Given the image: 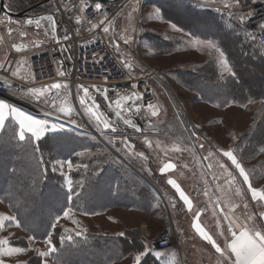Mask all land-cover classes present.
Instances as JSON below:
<instances>
[{"label": "rangeland", "instance_id": "374dc122", "mask_svg": "<svg viewBox=\"0 0 264 264\" xmlns=\"http://www.w3.org/2000/svg\"><path fill=\"white\" fill-rule=\"evenodd\" d=\"M170 2H172L173 6H177V10H175L177 11L176 13H171L169 11ZM109 3H111L109 4V8L112 16L107 22L109 32L105 33V38L109 42L115 44L123 52L126 63L132 65V67L128 69L133 74L138 75L149 68L153 69L156 73V77L153 80L155 99L152 103L153 107L150 108L149 112L142 115V120H146L145 123H143L142 129L156 130L162 136H128V144H125L124 136H120L119 131L134 129L127 125L119 126L115 124L113 122V116L115 115L113 110L98 96V94L89 88V92L94 96L96 104L99 105V112L103 113L104 116L113 123V126H115L117 130L116 132H112L111 129H104L102 124L98 126L94 117L90 116L85 108L80 106L82 114L79 116L86 117L90 126L83 124L86 128L85 130L77 129L85 133L83 134L85 138H57L56 142L59 145V149H62L64 151L63 153L66 154L64 158L58 160L62 162L71 161L73 165L72 168L69 169L65 163L63 168L64 175H62L60 171L59 174L62 175L65 180L64 187L67 192L65 193L67 194L65 197L68 196L69 186L66 180H70L69 177H71L73 181L83 183L85 174L88 173L90 175L89 185L92 184L96 187V189H93L88 186L90 193L94 192V196L99 195L100 198L103 197L102 194H105V197L109 199L98 200L95 210L90 212L78 210L76 206H71L72 213L70 217H64L63 213L69 207L67 206L61 214L55 217L54 223L56 227L61 228L62 232L64 231L63 236L65 238L68 235L77 237L75 233L80 231L82 235L77 238L86 236V234H92L116 238L126 236L130 241L132 240V244L125 246L124 255L121 256L122 251L119 250L118 247L114 246L113 248L112 246L109 251L104 250L102 251L103 254L101 252L103 257L100 254L98 255L97 259L102 258L103 260L95 264H134L135 254L139 251H143L145 245L149 246L153 252L143 259L142 264H228L227 260L221 257L219 253L215 252V248L212 244L196 231L193 224L184 225L181 216L180 224L175 218L174 221L172 220L173 218L170 216V211L166 202L160 200L154 194L151 186L147 185L145 181H142L140 185L139 182L136 184L133 179L134 177L129 175L130 173L128 172H122V170L126 168L130 169L129 167H131L126 161L142 170L145 165L144 162H147L148 159L155 158L156 160V158H162L164 156H160L159 153L162 154L163 151L167 149V141L170 140V148L173 147L174 143L172 141L174 139H172V136L180 135L182 131L185 130L196 132L197 134L195 137H177L175 139L181 140L184 144L191 147L195 145L200 153L198 159L196 160L197 157L193 154H185V158L196 162L206 161L208 165H211V167L207 169L208 177L213 179L215 173L217 176L216 179L222 181L220 191L226 201V206L223 205L222 196L220 197L219 193H217L216 196L219 198L218 201L222 204L224 212L226 211L223 214H227L229 217L236 219L237 224H245L249 227L255 225V227L264 231V220L259 218V213L264 211V206H262L264 205V201H260L259 196L256 200L252 199V194L248 190V185L243 183V178L239 175L238 170L235 169V166L232 165L227 157L222 155L223 151L232 150L234 154L237 155L238 161L249 174L252 186L260 190L261 193H264V148H262L260 153L256 156L248 159L242 158L237 148L238 142L242 137L249 132L253 125L259 124L257 122H252L258 107L252 110L250 106H247L248 104L232 103L230 101V94L225 90L221 91L218 89L216 91L217 93L222 92L220 101L223 103L224 108L228 107L230 104H236L237 106L224 110L222 115L210 117L212 118L211 120L206 118L204 122L197 120L199 117L197 118L193 113L187 116L190 118V121L188 118L187 120L185 118L183 121L176 122L170 120V70H193L196 66L205 65L211 59L217 62L218 69H223L220 64L222 59H227L228 63L231 65L225 50L240 51L246 48L240 44V39L232 35L234 33H225L223 29H229L230 31L236 30V27L227 20H223L225 24H223L222 27L214 20H203L199 18V16L192 14H190L191 16H188L189 14H187V16L184 15V8H186L187 5L196 6L188 0H183V3H180L179 0H117ZM157 7L161 9L162 19L154 16ZM196 7L199 8V6ZM200 8L202 10H207V8L204 7ZM170 15H175V17L182 21L185 20V23H183L184 21L182 22L184 25L180 26L170 20ZM172 23H175L178 27L187 32L193 33L200 39H213L225 53V57L221 58L219 53L215 52L214 49L200 44L193 45L188 43L187 41L191 38L184 36L182 32L174 31L171 28ZM239 31H241L238 36L239 38L244 40L249 39L243 30L239 29ZM218 33L227 34L225 35L228 36L227 39L221 43L216 37ZM129 36L132 37V42L130 44H125L124 39ZM171 38H174V40ZM68 57H70L68 54L61 57L63 60L60 61L61 66L58 67V69H65V64L68 65V61L70 60ZM236 60H239V66L241 67L239 70L244 76L243 83L240 84V87L244 91L249 88L253 90L254 88L257 89L260 84V88L264 90L263 64L252 61L243 54ZM246 78H248V80ZM63 95L64 106L66 105L67 109L71 108L73 110L72 114H75L74 106L71 104L72 99L69 97L68 92L64 91ZM83 95L82 92L79 96H76L79 105V98ZM91 103L92 101H88V104ZM152 111H156L158 115L150 118L149 116ZM47 120L55 122L58 128L59 125L63 124L54 120ZM149 124L155 125V128H149ZM63 125V130L59 131H68L70 130L69 128H74L71 125ZM16 128L17 130L14 128L11 129V135L13 137V135L16 134L18 139V127ZM258 128V132H264V124L260 127L258 126ZM168 135H170V138L167 137ZM109 141L113 142L110 143ZM201 145H203V147H201ZM71 146L74 147L71 150L68 149ZM147 151H153L155 154L153 153L152 157L147 159L143 157L144 162L142 163V161H140L142 164H139V161H136L137 163L134 161L135 159L133 157L138 153L144 152L146 154L148 153ZM210 152L212 153L211 156H209ZM206 157L207 159H205ZM53 163L52 161L51 164L53 165ZM83 164H87L88 168L85 169L80 166ZM151 164L155 167L157 166L156 161L151 162ZM155 169L156 168H154L155 176L160 177V172ZM229 173H231V175H229ZM132 174L135 175L133 170ZM135 176H137L136 178L138 179L139 176ZM233 176L235 180L232 179ZM125 179L131 180V183L126 187L123 185V180ZM85 181H87V179H85ZM134 186L139 193L141 192L139 195L135 196V200L128 202L119 199L122 193H126L125 188L133 189ZM237 190H239V194ZM73 192L76 193L75 191ZM47 194V196H49L53 194V191L48 189ZM55 195L56 193L54 192V196ZM62 196H64V194H62ZM142 196L144 198H141ZM211 202L212 199L210 198V201H208V210L204 214L208 224L205 232L212 236L215 242L221 245L226 239L223 234L219 232V229L211 227V225L212 223H216V225L220 226L221 222H223L224 226H222V228L227 230L228 221L224 219V215H220L221 221L213 217L215 212H217V201H213V205L216 209L213 214L211 212ZM245 205H247V207H245ZM120 208H134V212L129 213L120 210ZM109 209L114 210H111L109 216L104 215ZM9 211L8 206L0 202V225H2L0 226V240L6 239L9 242L8 246L22 247L25 248L26 251L23 253H12L9 256L0 255V259L4 260L5 264H23L24 261H27L32 255L37 253V249L41 252L48 251V236L44 240L34 238L30 242L29 237L34 236L23 230L17 219L14 223L10 224L8 222L7 217L15 216ZM86 214L90 216H86ZM248 215H252L254 219L251 221L247 220L246 217ZM57 217H59L58 222L56 220ZM188 218L191 217L188 216ZM214 219H216V221ZM75 221H78V223ZM143 222L146 223L144 232L141 231L140 228ZM194 222L197 223V218L194 219ZM170 224L174 225L176 232L173 245L168 249H158L155 241L159 234L170 226ZM65 229L68 231L65 232ZM238 230L237 228V231ZM120 233H124V235L121 236L119 235ZM50 235L52 236V234ZM59 236L61 241L62 233H59ZM21 238L25 239L24 241L27 242V247L23 246V241L20 240ZM15 240H20L17 246L10 243ZM68 241L69 240L65 239L63 243ZM200 242L207 244L208 248L198 249V243ZM67 252V249H65V255L68 254ZM156 252H159L160 255L156 256ZM80 254L82 259H86L89 253L83 251V253L81 252ZM106 256L107 258L105 259ZM78 259H80V257ZM44 260H47V264H69L62 260L55 261L52 259L51 253H49L47 257L42 258V264ZM78 261L80 263V260Z\"/></svg>", "mask_w": 264, "mask_h": 264}, {"label": "trees", "instance_id": "16d2710c", "mask_svg": "<svg viewBox=\"0 0 264 264\" xmlns=\"http://www.w3.org/2000/svg\"><path fill=\"white\" fill-rule=\"evenodd\" d=\"M4 2L6 9L10 12L20 13L22 11H27L23 18L36 17L54 11V2L52 0H4ZM109 4L111 3H106L107 6H109ZM35 5L37 6L32 8ZM173 9L174 11L177 10V6H173L172 2H170L169 11L171 13H176L177 11L174 12ZM184 10V15L186 16L187 14H189L188 16H191L190 14H192L199 16V18L203 20H214L222 27L223 24H225L223 20H227L230 24H233L234 27H236V30H223L227 34L228 32L234 33L232 35L235 38L240 39V44L246 49L240 51L225 50L231 66L237 74L236 77H231L229 75L221 77L218 72L217 62L212 59L203 66H196L193 70H170V73L180 82L186 84L191 90L197 92L201 97L206 99L209 98L207 93H211L212 95L215 93L217 100H220L222 92H216L220 89L221 91L225 90L230 94V101L232 103L248 104L250 103L249 101L259 99L264 100V90L260 88V84L257 89L254 88L253 90L249 88L244 91L240 87V84L243 83L244 76L239 70L241 69L239 66L240 62L239 60H236L241 57V54H243L241 51H264V47L237 24L215 14L211 10H202L200 7L198 8L193 5H187ZM16 19L20 18L17 17ZM170 20L180 26L184 25L182 24L183 21V23H185V20L182 21L175 17V15H170ZM239 29L243 30L249 39L244 40L239 38L238 36L241 33ZM227 34L218 33L216 37L222 43L227 39L228 36H225ZM233 36L230 37L234 38ZM171 39L174 40V38ZM170 47L172 48L171 45ZM246 79L248 80V78ZM212 100H214V98H212ZM221 104L223 106V103ZM252 122H257L259 124L253 125L249 132L238 142V153L244 159L256 156L260 153L261 149L264 148V132H258V126L260 127L264 124V102L258 106ZM16 127L17 125L14 123L8 124L4 132L0 135V201L8 205L9 209L15 214L22 229L31 233L34 238L39 240H44L47 236L52 234L53 245L55 246L56 251L51 253V257L55 261L62 260L69 264L99 263L103 259H97L98 255L100 254L103 257L102 251H109L112 246L113 248L114 246L118 247L119 250L122 251L121 256L124 255V249H126L125 246L132 244V240L130 241L126 236L116 238L112 236L86 234V236L80 238L73 236V240L64 242V244L59 239V233H62L63 235L64 231L62 232L60 227H55V229L51 227L54 223L55 217L61 214L67 206H76V209L78 210L90 212L95 210L96 202L98 203V201H90L86 199L90 194L89 187L96 189L94 185H89L90 175L88 173L85 174L83 183L73 181V198L72 201H68L67 196L65 197V195H67L65 193L67 192L64 187L65 180L63 179V176L59 174V171L52 170L53 165L51 162H55L66 156V154L63 153L64 151L59 149V145L56 142L57 138L65 137L67 139H80L85 138V135H83L85 133L74 128H69L70 130L68 131H58L46 134L38 144L40 151L34 153L33 146L28 145L26 142L19 141L16 134L13 135V139L11 129L14 128L17 130ZM73 147L74 146H71L68 149L71 150ZM41 155L43 157V163L40 162ZM122 172H128L130 173L129 175L134 177L133 179H137V176L133 175L130 169L126 168L122 170ZM85 179H87V181H85ZM48 189L52 190L53 194L47 196ZM54 192L56 193L55 196ZM62 194H64V196H62ZM141 198L144 197L142 196ZM20 240L23 241V246H28L27 242L24 241V238H21ZM20 240L11 241L10 243L17 246ZM65 249L68 251L67 255L64 253ZM83 251L89 253L86 259H82L81 257L80 253H83ZM79 257L80 259H78ZM30 258L27 260L29 261V264H38V261L39 264H42V258H39L37 253ZM106 258L107 256L105 259ZM78 260H80V263Z\"/></svg>", "mask_w": 264, "mask_h": 264}, {"label": "built area", "instance_id": "2783aa9c", "mask_svg": "<svg viewBox=\"0 0 264 264\" xmlns=\"http://www.w3.org/2000/svg\"><path fill=\"white\" fill-rule=\"evenodd\" d=\"M52 1L54 2V11L40 16L54 15L57 22L56 39H51L50 36L46 37L45 35L32 38L34 46L29 58L30 79L27 81L18 79L11 74L21 53V51L17 52L13 48L4 62L9 67V70L5 72L4 69H0V95L38 116L71 125L76 129L85 130L86 128L83 124L86 126H90V124L86 117L79 116L82 112L76 99L78 86L83 85L92 89L104 99L114 113L118 110L115 101L119 100L122 106L127 108L131 104L127 97L131 96L132 92L135 91L142 96L141 100L136 101L137 104L142 105L139 114L133 109L131 113L123 112L122 115L125 118L131 115L133 122L140 126L139 121H142V115L147 114L150 110L144 105H152L155 99L153 85V80L156 77L155 71L149 68L136 75L124 67L126 58L123 52L120 49L117 51V46L109 42L103 32V28L107 27V22L112 16L106 3L100 0H83V4L87 5V7L83 13H80L81 0H67V7L71 11L65 10V4L62 3V0ZM188 1L234 22L264 47V33L259 28L260 24H264V0H241L239 5L235 4V0H216V3L205 6H201L203 0ZM97 2L102 4L99 12L95 11V3ZM225 4L229 5V7L225 8ZM56 9H59V11L57 12ZM249 13L251 14L250 19L246 23L241 24L238 17L240 15L247 16ZM78 15L82 17L80 24L76 23ZM2 17L6 23H15L14 18L6 12L2 14ZM101 21L104 22L101 23ZM93 24L97 25V27L93 28ZM27 26V24L23 25V30L26 32ZM30 26L35 27V25ZM64 35H68L70 39L63 40ZM39 41H43V43L36 47L35 44ZM65 54H68L71 59L68 61V65L65 64V69L63 70L65 75L60 76L58 74V62L63 60L61 57ZM94 55L104 59L97 63L93 59ZM5 80L13 87L5 88ZM53 83H61L68 86L67 92L72 99L71 104L75 110V114H72L70 118L64 116L60 111L64 106L63 89L60 90L61 95L55 100L54 107L36 102L27 93L29 88H40ZM133 84L136 85L135 89L132 88ZM17 85L23 88L24 91H17ZM97 88L105 90L108 99H105L104 95L97 92ZM82 92L81 89L80 93ZM50 111L52 115H46ZM70 119L76 120L77 123L75 125L71 124ZM175 236V228L173 224H170L157 237L155 241L156 247L158 249L170 248L173 245Z\"/></svg>", "mask_w": 264, "mask_h": 264}, {"label": "snow or ice", "instance_id": "6c2138e0", "mask_svg": "<svg viewBox=\"0 0 264 264\" xmlns=\"http://www.w3.org/2000/svg\"><path fill=\"white\" fill-rule=\"evenodd\" d=\"M180 3H183V0H179ZM241 0H235V4L239 5ZM62 3L65 4V10L66 11H71L70 8L67 7V0H62ZM216 3V0H203L201 6H205L208 4ZM87 5L83 4V0H81V6L79 8V12L83 13L86 9ZM229 7V5L225 4V8ZM102 8V4L97 2L95 3V11L99 12ZM58 12L59 9H56ZM154 16L156 18H163L161 15V9L156 8L154 12ZM251 14L249 13L247 16L245 15H240L238 17L239 21L241 24L246 23L248 19H250ZM10 19V18H9ZM81 16H77L76 18V23L80 24L81 23ZM107 19V18H106ZM104 21H101L103 23ZM5 21L0 19V24H4ZM91 23V21H89ZM27 25H35L37 29H43L44 35L46 37L50 36L51 39H56V33H57V22L52 14H48L45 16H40L39 18L35 19H28L26 21ZM93 28H96L97 25L93 24ZM171 28L174 31L177 32H182L184 36H188L191 39H189L187 42L191 43L193 45L200 44L203 46H206L208 48L214 49L215 52L219 53V56L221 58L225 57V53L220 49L217 43L213 41V39L210 38H205V39H200L199 37H196L193 33L187 32L184 29L178 27L175 23L171 24ZM259 28L261 29V32L264 33V24H260ZM13 29L9 28L8 33L9 35L12 34ZM104 33L109 32L108 27L103 28ZM21 37H26L28 36V33L26 31H21L19 33ZM2 39V38H0ZM63 40H69L70 37L68 35H64ZM95 42V41H92ZM132 42V37L129 36L128 38L124 39L125 44H130ZM43 41H39L35 44L36 47H39L40 44H42ZM12 47L16 49L17 52L21 51L22 47H26V45H17L13 44ZM116 50L119 51V48L116 47ZM67 51V49H65ZM68 59H71V57H68ZM93 59L95 62L99 63L102 61L104 58L103 57H96L95 55L93 56ZM221 66L223 69L228 73L229 76L231 77H236V72L233 70V67L228 63L227 59H222L220 61ZM125 68H131L132 65L129 63H124ZM0 69H4L5 72L9 70V67L6 66L4 63H0ZM13 76H18V71H12L11 73ZM60 76H64L65 72L60 71L58 73ZM4 87L9 88L13 87L11 84H9L6 80L4 81ZM95 87V86H93ZM17 91L23 92L24 89L21 88L19 85L16 86ZM132 88L135 89L136 85L133 84ZM61 89H63L65 92L68 91V86L66 84H61V83H53L49 84L46 86H41L40 88H29L27 89V93L30 95V97L34 98L36 102L42 103V104H47L50 107H54V102L55 100L61 95ZM83 91V96H80L79 98V103L82 108H85L86 112L94 117V119L97 122V125L99 126L100 124L103 125L104 129H111L112 132H116L117 128L113 126V123L109 121L107 117L104 116L103 113L99 112V105L96 104L94 96L89 92V88L87 86L80 85L77 88V95L79 96L80 91ZM55 90V91H53ZM97 92H100L102 95L105 96V99H108L107 93L105 90L96 89ZM128 100L131 101V104L125 108L122 106L121 102L119 100L115 101L116 103V108L118 110L115 111V116L118 121L122 122L124 125H127L131 128H133L136 132H141V127L133 122V119L131 115H129L128 118H125L122 113L123 112H128L131 113L133 109L137 114H139L140 109L142 105H139L136 103L137 100H141L142 96L135 91L132 92L131 96L127 97ZM88 101H92L91 104H88ZM253 102V101H249ZM144 107L152 108L153 106L151 104L144 105ZM64 116L66 117H71L72 115V109H61L60 110ZM7 113V115H6ZM46 115H52V112L46 113ZM158 113L156 111H152L150 113L151 117H156ZM6 122L8 124H12L13 122L15 125H18V139L21 142H26L28 145L33 146V152H39L40 149L38 147L39 142L45 137V134L50 133V132H56L59 130H63L64 125L61 124L59 125V128L57 127V124L55 122H51L47 119H37L34 118L32 115L27 114L23 112L20 108L16 107L13 104H10L6 102L3 99H0V131H3L6 127ZM70 123L75 125L77 123L76 120L70 119ZM149 128H155V125L149 124ZM193 137L196 136V133L193 132L191 133ZM129 138L127 135L124 136V143L128 144ZM112 143L113 141H109ZM147 142V141H146ZM203 147V145H201ZM139 156L144 157V154L138 153ZM212 153H209V156H211ZM222 155L224 157H227L228 160L231 161L232 165L235 166V169L238 170L239 175L243 178V183L248 185V190L252 194V199L256 200L257 197L259 196L260 201H264V193H261L260 190L254 188L252 184L250 183V177L249 174L246 172L245 168L242 166V164L238 161L237 155L234 154L232 150L228 151H223ZM147 159V157H144ZM207 159V157L205 158ZM40 162L43 163V157L41 155L40 157ZM67 164L68 168H72V162L71 161H59L56 160L53 163L52 170L53 171H60L62 175L63 173V168L64 164ZM83 168L87 169L88 165L83 164L80 165ZM174 167L173 164L169 163L165 165V168L167 169H172ZM211 167V165H209ZM164 168L161 169V173L164 172ZM231 175V173H229ZM233 180H235V177H232ZM168 184L172 185L173 188L176 189V191L179 193V198L184 202L185 205H188L189 210H191V201L189 197L185 194L183 190L180 189V187L176 184V181L173 179L168 180ZM239 194V190H237ZM207 195V192L205 193ZM72 187H71V181H69V186H68V196L67 199L68 201H72ZM264 206V205H262ZM172 207L175 208L176 205L172 204ZM247 207V205H245ZM223 211V209L221 210ZM72 213V208L69 206L63 213L64 217H70ZM200 213H196L197 218L199 217ZM247 220H253L254 217L252 215H248ZM259 218L261 220H264V211H261L259 213ZM224 219L228 221V232L231 234V240L228 241L226 240L225 242V247L221 248L213 239L212 236L208 235L204 229L198 224V223H193V227L196 229V231L204 238L206 239L212 246L215 248V252L219 253L221 257H223L225 260L228 261V264H264V231H261L255 225L249 227L245 224H237L236 219H233L229 217L227 214L224 215ZM8 222L14 223L16 222V217L15 216H10L7 217ZM57 222L59 220V217L56 218ZM78 223V221H75ZM2 226V225H0ZM19 226V225H17ZM53 229H55L56 224L53 223L51 225ZM237 228L239 229L237 231ZM68 230L65 229V232ZM223 234V232L221 233ZM77 237L81 236L82 233L80 231H77L75 233ZM119 235L123 236L124 233H120ZM34 239V237H29V241L31 242ZM65 239L71 241L73 240L72 235H68L66 238L62 235L61 236V242H63ZM9 242L6 239L0 240V255L4 256H9L12 253H23L26 251L25 248L22 247H10L8 246ZM47 244L49 245L48 251L46 252H41L39 249L36 250L37 256L39 258H44L49 255V253H53L56 251L55 246L53 245V240L52 236L49 235L47 238ZM153 250L145 245L143 251H139L135 254L134 257V264H142V261L144 258H146L150 253H152ZM156 256H159L160 253L156 252ZM31 259V258H30ZM0 264H5V261L0 259ZM23 264H29V261H24ZM39 264V261H38ZM43 264H47V260L43 261Z\"/></svg>", "mask_w": 264, "mask_h": 264}, {"label": "crops", "instance_id": "0c3cea01", "mask_svg": "<svg viewBox=\"0 0 264 264\" xmlns=\"http://www.w3.org/2000/svg\"><path fill=\"white\" fill-rule=\"evenodd\" d=\"M2 12H4V10L2 9L0 5V19L5 21V19L2 17ZM36 17H29V18L26 17V18H20V19H16L17 17L16 18L13 17L15 20V23H6L5 21L4 24H0V38H2L0 39V63H4L6 61L11 50L13 49L12 47L13 44L26 45V47H22L20 56L13 68V71H18L19 73L18 76L16 77L24 81H27L30 79L29 58L32 53V47L34 46L32 43V38H34L35 36L43 37L44 33L42 29H37L36 27H31L30 25L27 26L28 36L21 37L19 33L21 31H24L23 25L24 26L26 25V21L28 19H35ZM9 28L13 29L11 35H9L8 33ZM241 53H243L244 56H246L248 59H252V61L264 64V51H257V50L256 51H241ZM58 65H59L58 67H60L61 62H58ZM58 70L59 72L63 71V69H58ZM172 70H178V69H172ZM180 70H183V69H180ZM218 72L221 77L228 76V73L224 69H218ZM98 96L101 97L100 95ZM207 96L209 97L207 99L201 97L200 94L191 90L186 84L180 82L175 76H173L170 73V106H171L170 107L171 108L170 109V120L175 121V122L183 121V119L185 120V118L187 120L188 118L187 116L193 113V115H196L197 118L199 117V119L197 120H199L200 122H204L206 118L211 120L212 118L210 117L214 115L215 116L222 115V112L224 110L232 108L233 106L235 107L237 106L236 104H230L228 107L224 108L221 104V101L217 100L215 93L214 95H212L211 93H207ZM212 98H214V100H212ZM0 99H3L6 102L15 105L16 107L20 108L23 112L32 115L34 118L44 119L43 117L38 116L34 113H31L21 108L20 106L14 104L12 101L7 99L6 97H3L0 95ZM262 102H264V100L262 99L253 100V102L248 103L247 106L248 107L250 106L251 109L254 110ZM66 107H67L66 105L63 106V109H67ZM149 117L151 118V116ZM188 120L190 121V118H188ZM145 121L146 120L144 119L142 120L143 123H145ZM7 125L8 123L6 122V126ZM117 125L124 126L120 124H117ZM4 130L0 131V135L4 132ZM119 133H120L119 134L120 136L127 135L129 137L130 136H133V137L162 136L156 130H143L142 127H141V132H136L135 130H129V131L120 130ZM191 133H193V131L185 130V131H182L180 135L172 136V139H174L172 141L174 145L172 148H170V140L166 142L167 149H165V151H163L162 154L159 153L160 156L164 155L162 158H156V160L155 158L148 159L147 162H144L143 161L144 158L139 156L138 154L135 157H133L135 159L134 160L135 162L139 161L138 162L139 164H142L143 162L145 163L144 168L142 170L134 167L132 164H130L127 161L126 163L129 164V166H131L129 168L135 172V175L139 176L138 179H134V182H136V184L137 182H139V185H140L142 181H145L147 185L152 187V191L154 192V194L160 200H163L166 202L167 207L169 208V211H170V216L171 218H173L172 219L173 221L175 218L180 224V218L182 217L181 220L183 221L184 225L185 224L190 225V223L193 224L194 219L197 218L196 213L199 212L200 215L197 218V223L204 229V231H206V226L208 224H207L204 214L208 210V204H209L208 201H210V198L212 199V202H211L212 214L217 209V212H215L213 217H216L219 221H221V216L225 215L223 213L226 212V211L224 212V208L222 204L219 203L218 201L219 198L216 196L217 193H219L220 197L222 196V193L220 191V186H221L222 181L216 179L217 176L215 173H214L213 179L211 177L210 178L208 177L207 169L210 167L206 161L196 162V161H191L188 158H185V154H193L197 157L196 158L197 160L200 155L199 150L195 145L194 147H191L189 145L184 144L183 141L176 140L175 138L191 137L192 136ZM167 137L170 138V135H168ZM153 153L155 154V152L153 151H150L146 154L144 153V157L150 158L152 157ZM140 161H142V163H140ZM153 161H156L157 163L156 167L151 164V162ZM169 163L174 165L172 169L165 168V165ZM154 168H156L155 170L160 172V177L155 176ZM162 168L165 169L163 173H161ZM69 178L70 180H66V183L69 184V181H71V185H72L73 179L71 177ZM169 179L175 180L176 184L180 187V189L183 190L185 194L189 197L191 201V210H189L188 205H185L184 202L179 198V193L176 191V189L173 188L172 185L168 184ZM123 182H124L123 183L124 187H126L128 184L131 183V180L127 179V180H124ZM125 190H126V193L125 194L122 193L119 198L122 201L126 200L128 202H131L135 200V196L141 193V192L139 193V191L135 188V186L133 187V189L125 188ZM206 192H207V195H205ZM102 195L103 197L100 198L99 195L94 196V192H93V193H90L86 199L90 201L109 199L105 197V194H102ZM213 201H217L216 209L213 205L214 204ZM172 204H175L176 207L173 208ZM223 205L226 206V201L224 200V198H223ZM222 209L223 211H221ZM111 210H114V209H109V211L104 213V215L109 216V213L111 212ZM120 210H124L129 213L134 212V208H130V209L120 208ZM9 212L12 215H15L11 210ZM86 216H90V215L86 214ZM188 216H190L191 218H188ZM214 220L216 221V219ZM145 224L146 223L143 222L140 227L141 231L143 232L145 231ZM222 226H224L223 222H221L220 226L216 225V223H212L211 225V227L219 229V232L221 233L223 232V236L225 237V239L230 241L231 234L226 229H223ZM225 242H223L221 245L218 242L216 243L221 248H224ZM203 248H208L207 244H204L202 242L198 243V249H203Z\"/></svg>", "mask_w": 264, "mask_h": 264}, {"label": "water", "instance_id": "95a60500", "mask_svg": "<svg viewBox=\"0 0 264 264\" xmlns=\"http://www.w3.org/2000/svg\"><path fill=\"white\" fill-rule=\"evenodd\" d=\"M46 1H48V0H46ZM100 1L103 2V3H109V2H114V1H117V0H100ZM0 5H1L2 9H3L5 12H7L11 17H15V18H16V17L23 18V17L25 16L26 12H27V11H22V12H20V13H13V12L8 11V10L6 9V7H5V2H4V0H0ZM36 6H37V5L33 6L32 8H34V7H36ZM113 122H114L115 124H120V125L123 124L122 122H120V121L117 120V118H116L115 115L113 116ZM139 123H140V126L142 127V126H143V123H142L141 121H139Z\"/></svg>", "mask_w": 264, "mask_h": 264}]
</instances>
